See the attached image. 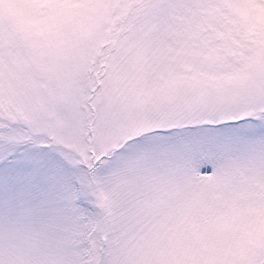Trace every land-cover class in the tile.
I'll use <instances>...</instances> for the list:
<instances>
[{"label": "snow or ice", "instance_id": "6c2138e0", "mask_svg": "<svg viewBox=\"0 0 264 264\" xmlns=\"http://www.w3.org/2000/svg\"><path fill=\"white\" fill-rule=\"evenodd\" d=\"M0 264H264V0H0Z\"/></svg>", "mask_w": 264, "mask_h": 264}]
</instances>
